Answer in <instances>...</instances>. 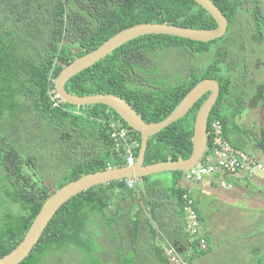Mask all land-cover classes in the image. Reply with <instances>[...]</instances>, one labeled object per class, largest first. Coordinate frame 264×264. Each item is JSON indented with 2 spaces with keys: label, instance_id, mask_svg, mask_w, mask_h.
<instances>
[{
  "label": "trees",
  "instance_id": "1",
  "mask_svg": "<svg viewBox=\"0 0 264 264\" xmlns=\"http://www.w3.org/2000/svg\"><path fill=\"white\" fill-rule=\"evenodd\" d=\"M212 2L228 20L227 32L222 37L208 42L162 34L131 39L71 77L64 85L65 90L75 95H118L145 122H157L165 118L198 81L215 79L219 94L208 116L207 132L211 122L217 120L222 126L223 137L233 147L243 150L229 137L230 131L234 130L235 134L239 129L234 120L241 113L244 93L234 85L232 67L227 63L231 46L223 42L232 28L239 5H248L245 8L251 21V38L264 53V0ZM145 22L205 29L216 26L212 17L193 0H0V192L5 202L19 207V211L9 210L0 215V257L22 239L43 201L54 192L43 184L35 183L29 174L24 173V168L35 164L34 156L29 151L21 154L20 150L24 151V147L20 149L16 142H9L6 138L7 130L14 122L27 129L21 119L23 112L35 113L56 128L68 126L88 144L84 145L87 152L76 159L66 176L58 182V188L82 174L124 166L126 147L134 158L137 157L140 134L122 121L113 109L102 104L76 107L62 102L55 97L53 80L74 58L95 49L118 31ZM171 47L184 49L193 55L213 50V58L199 72L192 69L186 80L162 85L153 82L149 85L150 89L137 86L136 82L145 81L137 74L139 65L146 64L151 52ZM226 63L228 65L223 67ZM145 82L149 84V81ZM204 99L205 95L195 103V111ZM225 104L227 111L223 107ZM189 114L149 136L144 164L176 161L189 156L192 127H187L185 123ZM116 119L127 129L126 143H121L119 149L110 137L111 123ZM89 137L91 142L88 143L86 139ZM60 138L69 140L70 135L64 131ZM254 143L264 155V127ZM210 144L208 135L206 146ZM92 145L97 149L94 150ZM163 173H171L172 178H166L169 194L161 187L163 177L153 174L111 181L71 197L55 212L33 249L18 264H50L53 254L59 257V264L61 256L70 250L91 257L95 262H104L94 255L98 248L96 226L110 229L122 214L121 209L112 211L118 204L132 208L135 205L144 206L146 214L153 220H158V212L166 205H173L170 207L182 219L185 233H182L184 240H174L173 246L177 250L184 246L192 249V255L187 257L189 264L194 256L207 254L210 250L208 236L200 234L199 238L188 241L181 199V194L186 191L176 183L183 171ZM159 191H165L168 197L165 204L155 199ZM197 213L200 223L198 210ZM138 214L137 209L129 225V237L134 243L139 230ZM95 218L100 222L96 223ZM92 223L97 225L92 226ZM200 238L205 241L203 248ZM154 259L158 264H169L162 249L155 246ZM254 262L263 264L264 257L259 256Z\"/></svg>",
  "mask_w": 264,
  "mask_h": 264
},
{
  "label": "rangeland",
  "instance_id": "2",
  "mask_svg": "<svg viewBox=\"0 0 264 264\" xmlns=\"http://www.w3.org/2000/svg\"><path fill=\"white\" fill-rule=\"evenodd\" d=\"M245 6L248 5H239L232 28L223 42L231 46L227 63L232 67L234 85L244 93L241 113L234 120L239 129L235 134L234 130L230 131L229 137L235 145L264 164V155L254 143L259 138L260 129L264 127V53L260 50L261 47L252 41L251 21ZM212 58L213 50L199 55L173 47L153 51L148 55L146 64H140L137 71L149 84L145 81H138L136 84L150 89L149 85H153V82L162 85L186 80L192 69L199 72ZM227 63L223 67H226ZM223 107L228 110L226 104ZM195 112L197 111L193 109L185 117L187 127H192V115ZM21 119L27 126L26 130L25 126L22 125V128L20 123L14 122L7 130V137L3 135L9 142H16L18 148L24 147V151L20 150L21 154L29 151V154L34 156L35 164L24 168V173L29 174L35 183L43 184L53 192L76 159L83 157L87 152L84 145L88 144L76 130H71L65 125L56 128L35 113L23 112ZM37 125L41 127L38 128ZM64 131L69 133V140L60 138ZM86 140L91 142L90 137ZM93 149L96 150L97 146H93ZM155 175L158 178L163 177L161 187L166 191L169 188L166 179L168 175ZM207 180L201 183L191 182L188 187V192L199 211L201 233L209 236L210 244L209 252L203 257H193L191 264H255L254 261L259 256L264 257V173H256L247 179H236L216 171L211 175V185L205 187ZM182 181H186L183 174L178 175L177 185ZM165 191H159L155 197L164 204L168 200ZM9 210L16 212L19 207L5 202L0 192V215ZM130 219L134 217L131 216ZM96 225L92 223V226ZM104 240H110L112 243L115 238L113 234H109ZM147 242L148 239L143 238L136 240L135 244L125 241L124 247L118 242L112 250L114 254H121L120 263L110 259L95 262L91 257L81 256L70 250L61 256L59 264H141L139 262L149 261ZM108 255L111 256L112 252H107ZM58 258L53 254L50 264H58Z\"/></svg>",
  "mask_w": 264,
  "mask_h": 264
},
{
  "label": "water",
  "instance_id": "3",
  "mask_svg": "<svg viewBox=\"0 0 264 264\" xmlns=\"http://www.w3.org/2000/svg\"><path fill=\"white\" fill-rule=\"evenodd\" d=\"M193 1L212 17L216 23L214 28L182 27L158 22L135 24L118 31L95 49L74 58L59 71L53 80L55 96L60 101L76 107L102 104L113 109L122 121L140 134L138 154L132 165L108 167L82 174L78 178L57 188L43 201L22 239L12 250L0 257V264L20 263L33 249L55 212L71 197L94 186L111 181L141 178L163 172L185 171L200 162L206 148L208 116L219 94V85L215 79L204 78L198 81L176 104L171 112L157 122H145L138 112L124 98L118 95L108 93L75 95L64 88L65 83L71 77L100 61L124 43L143 35L162 34L200 42H208L222 37L227 31L228 20L221 10L212 0ZM206 93L207 96L195 113L192 122L191 152L189 156L184 159L179 158L176 161L167 160L144 164V153L149 136L158 133L163 128L185 116L192 106Z\"/></svg>",
  "mask_w": 264,
  "mask_h": 264
},
{
  "label": "built area",
  "instance_id": "4",
  "mask_svg": "<svg viewBox=\"0 0 264 264\" xmlns=\"http://www.w3.org/2000/svg\"><path fill=\"white\" fill-rule=\"evenodd\" d=\"M111 127L112 132L110 137L115 141L116 147L119 149L121 143H126L125 137L127 129L122 125L119 119L114 120L111 123ZM208 135L211 144L205 148L200 162L183 171V177L186 181L201 183L211 178V175L216 171H221L225 176L233 177L238 176L241 172L248 177L256 173H264L263 163L243 150L233 147L223 137L219 121L214 120L211 122ZM125 153V165H132L135 162V158L128 147L125 148ZM129 185H131V183H129ZM181 199L183 202L182 210L186 219L188 241L192 242L194 238H199L200 234H202L197 208L189 193H182ZM199 242L203 248L205 245L204 239L200 238ZM164 253L169 264H189L187 257L180 254L173 245H166L164 247Z\"/></svg>",
  "mask_w": 264,
  "mask_h": 264
},
{
  "label": "crops",
  "instance_id": "5",
  "mask_svg": "<svg viewBox=\"0 0 264 264\" xmlns=\"http://www.w3.org/2000/svg\"><path fill=\"white\" fill-rule=\"evenodd\" d=\"M167 175H168V178L171 177V173H165V176ZM234 178H239V179L246 178L247 179L248 176H246L244 173L241 172L239 173L238 176ZM211 182H212L211 178H209V180L207 181V183L204 184V186L205 187L210 186ZM191 184H192L191 182L182 181L180 185L178 186H180L182 189H185V191L189 193L188 187ZM170 206H173V205H169V206L166 205L164 210L161 208L162 209L161 212H158L159 214L158 220H153L149 218L148 214H146L144 210V206L137 207V205H135V207L132 208L130 205H123V204L115 205L112 208V211L115 212V211H118V209H121L122 211L121 217L118 220L116 219V223L112 225L110 229H106V227L102 228L101 226H96V231H97L96 240L98 242V248L96 252L94 253V255L97 256L98 259L103 260V261L110 259V260H114L115 262L120 263L121 254H118V253L114 254V251L112 249L115 248V245L118 244V242L120 243V246L124 247L125 241H131L129 237V225L131 223L130 217L133 216V213L138 209L139 210V214H138L139 230H138L137 240L138 239L140 240L142 238L148 239V242H147L149 244L148 255L150 256L149 261L139 262V263L158 264L154 259V246L162 249L164 253V247L166 245H173L172 243L174 240L181 239L182 241L185 238L184 235L182 234L184 233L182 219L176 216V210ZM95 222L99 223L100 220L95 218ZM109 234H113V237L115 238L114 242L112 243L110 240L109 242L104 240V237H106V235L109 236ZM184 247L178 249V251L180 252V254L186 257L188 256L190 257L192 255L191 253L192 249L187 246L185 248ZM107 252H112V255L107 256ZM194 257H198V256H194ZM192 259L193 258H191V260Z\"/></svg>",
  "mask_w": 264,
  "mask_h": 264
},
{
  "label": "flooded vegetation",
  "instance_id": "6",
  "mask_svg": "<svg viewBox=\"0 0 264 264\" xmlns=\"http://www.w3.org/2000/svg\"><path fill=\"white\" fill-rule=\"evenodd\" d=\"M207 96V93L205 94V97ZM194 107H195V104L192 106V108L188 111V113L189 112H191L193 109H194ZM200 107V106H199ZM197 111V110H196Z\"/></svg>",
  "mask_w": 264,
  "mask_h": 264
},
{
  "label": "clouds",
  "instance_id": "7",
  "mask_svg": "<svg viewBox=\"0 0 264 264\" xmlns=\"http://www.w3.org/2000/svg\"><path fill=\"white\" fill-rule=\"evenodd\" d=\"M56 97V96H55ZM214 121V120H213ZM222 127V126H221ZM207 137H208V132H207ZM207 147V146H206ZM245 152V151H244ZM247 153V152H246ZM248 154V153H247ZM250 155V154H249ZM251 156V155H250ZM136 159V158H135ZM256 159V158H255ZM257 160V159H256ZM259 161V160H258ZM134 164V163H133ZM195 204V202H194ZM196 206V205H195Z\"/></svg>",
  "mask_w": 264,
  "mask_h": 264
}]
</instances>
